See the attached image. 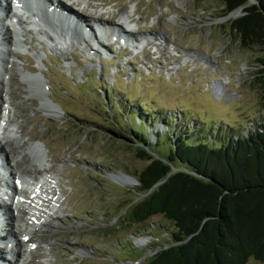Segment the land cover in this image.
Masks as SVG:
<instances>
[{"label": "rangeland", "instance_id": "374dc122", "mask_svg": "<svg viewBox=\"0 0 264 264\" xmlns=\"http://www.w3.org/2000/svg\"><path fill=\"white\" fill-rule=\"evenodd\" d=\"M80 1L89 11L86 16L92 14L112 23H121L123 18L138 28L133 39L143 36L142 32L152 33L150 39L159 45L134 47L125 55L115 46L105 56L97 52L89 59L81 50L83 29L74 30L73 25L74 38L64 41L63 35L62 44L54 40V47L39 40L42 32L19 30L20 39H25L23 44L20 40L21 47L38 54L39 59L25 51L9 58L3 49L10 47V42L3 45L0 41V65L7 59L15 63L10 71L0 67V79L7 77L12 87L9 93L0 86V95L7 102L5 107L11 103L9 107L18 114L11 119V127L23 137L19 143L14 135L8 136L12 156L24 162L19 165L25 172H34L27 147L30 141L43 143L49 167L44 177L51 180H45L34 194L32 209L25 210L19 202L23 212H11L15 216L12 230L19 237L16 217L23 221L20 224L26 226L27 222L32 227L35 222L30 217L48 208L53 181H57L60 205L56 213L60 218L42 233L37 232L40 226L32 232L25 228L40 247L31 256L35 264H144L149 253L167 243L166 234L174 225L160 214L142 223L120 220L136 198L138 182L132 178L150 163L139 156V140L155 142L154 132H159L169 141L177 131L191 134L205 126L210 135L239 134L249 132L251 125L257 127L255 121L264 118L262 82L257 79L264 67L259 61L264 46H246L239 40L230 27L237 12L225 15L222 0ZM85 18L87 24L93 23ZM9 19H0V39L12 36L2 28ZM110 35L105 34L106 41ZM42 58V67H35ZM20 70L42 71L51 101L57 105L56 114L47 115L39 100L26 97L27 85ZM2 112L0 109V117L5 116ZM141 121L145 123L140 125ZM132 125L143 130L141 137ZM121 173L132 178L124 182L113 177L122 178ZM13 231L0 242V264H7L8 254L2 247L9 243ZM134 235L146 236L148 242L139 245ZM14 260L17 262L16 257ZM246 264L262 263L250 259Z\"/></svg>", "mask_w": 264, "mask_h": 264}, {"label": "trees", "instance_id": "16d2710c", "mask_svg": "<svg viewBox=\"0 0 264 264\" xmlns=\"http://www.w3.org/2000/svg\"><path fill=\"white\" fill-rule=\"evenodd\" d=\"M222 2L225 15L245 6L246 14L230 21L239 40L264 46V0ZM259 61L264 66V56ZM258 73L264 100V67ZM255 123L239 134L210 135L205 126L169 141L159 132L155 142L139 140V156L150 163L135 175L136 198L120 220L160 214L174 225L144 264H264V118ZM131 128L141 137L142 129Z\"/></svg>", "mask_w": 264, "mask_h": 264}, {"label": "bare ground", "instance_id": "6f19581e", "mask_svg": "<svg viewBox=\"0 0 264 264\" xmlns=\"http://www.w3.org/2000/svg\"><path fill=\"white\" fill-rule=\"evenodd\" d=\"M27 2L28 3H26V4H27L28 7H31V5L34 4L32 1H27ZM56 3H57L56 6L59 7V9L61 8L59 12L51 13L47 9H44V8L41 9V12H40V15H39L38 18L42 22H44L47 26H51L53 28L58 27V25L56 26V24L54 23L53 18L57 19V20H60L58 18L62 17V15L64 17L68 18L67 17V13L68 12H66V11H69V12H72L73 14H75L76 19H77L78 22H81V21L82 22H86L88 19H86L85 17L89 18L90 20L92 19V20H95V21H100L101 20V21H104V22H110L109 20L101 19V17L92 16V14L91 15L89 14L87 16L86 15L85 16H81L80 12L78 14V11H76L74 8H73V10L68 8L70 6H68L63 0H58V1L56 0ZM50 4H54L53 0H51ZM0 10L4 11V15L6 14L5 16H7V17L10 16L11 11H12V10H8L7 8L2 7V5H0ZM110 23H112V22H110ZM112 24H117V23L113 22ZM5 28H6V31L12 35V36L10 35L11 39L9 37L7 38V41L10 42L11 45H14V46H16L18 48L21 47V41H20L21 39L20 40L16 39V36L18 35L17 32L16 31L14 32V29L10 25H8L6 23L4 25V29ZM121 28H122V30L127 32L124 27H121ZM7 32L6 33L4 32L5 35H7ZM55 33L57 34V37L59 39L63 38L62 32H59L57 30V31H55ZM15 52H16L15 50L7 51L6 52L7 53V57L12 58L13 56H15ZM12 62H13L12 60L7 59L6 63L4 62L2 64L3 66L0 65V67L2 69L4 68L5 71H10L12 69V67H14V65H15V63H12ZM27 70L26 71L20 70L21 77H22V82L25 84L24 86L27 85L26 86V90H27L26 97L27 98H35V99L39 100V102L41 104V107L43 108L44 111L47 112V115L56 114L57 113V105H55L51 101L52 99L50 97L49 88H48L47 84L43 81L42 76L39 73H33V72H29V71L27 72ZM0 73H2L1 69H0ZM25 80H26V82H25ZM0 86H2L3 90H8L9 93L12 91L11 82L10 81L7 82L5 78L0 79ZM0 98H1L0 99V109H1V111L5 112V116L4 117H0V121L1 120H5V121L8 120L10 122L11 119L14 120V118H16V116H18V114L13 112L12 108L4 107L5 101L2 99L1 95H0ZM0 131L2 132L1 134H3V136L0 134V151H1V153L3 154V156L5 158L4 161H6V163L10 166L11 169L13 168V170L10 171L11 176L12 177L14 176V178H18L20 183H26V184L30 183L29 176H32V175H37L38 174V175H40L38 179H42L43 176H41V175L45 174V172L49 169V167H48V165L46 163L47 149H46L45 145L43 143H40V142L30 141L29 146L27 147V149H28V154L30 155L32 161H34V163H35V170H34V172H25L23 167L19 165V163L24 164V162L19 161V160L17 161V160H15L13 158V156H12V152L13 151H11V146L9 145V140L7 139L8 136H11V135L13 136L14 135V137L20 143V142L23 141L22 140L23 137H20L18 130L17 131H10V130H8L6 128L1 127ZM32 151L36 154L35 155V159H33ZM11 163H13V164H11ZM22 191L23 190H21V192ZM14 194L16 196L15 197V202L16 203L13 201V203H15L14 206H10L9 207V206H7L6 204H4L2 202L0 204V207L6 211V215H8L10 217L8 219H9V222L12 224V226H13V220H14L15 216L11 215V212L15 213L16 215H17V212H23V209L20 208L23 205H19V202L21 201V197H20L21 193H20V191H17ZM10 198H12V196H10ZM54 203L57 205L58 202H54ZM49 217H50V220H52V221L47 222V223H40V227L37 229L38 233H42V231L46 227H51V222H53V221H55L57 219L56 216H54L53 214L50 215ZM17 221L18 220H17V217H16L14 224L17 227V229L20 230V232H19L20 235H21L22 232H25V234H22V235H29L28 233H26L27 232L26 229H23V228L18 227L16 225ZM8 231H11V230H7L6 231V235H8ZM13 234H14V231L12 233V237H13ZM31 239H32V237H30L29 241H31ZM148 239L149 238L146 237V236L136 237V240H137L139 245H145V243L148 242ZM19 241H18V243H19ZM20 242H21V245L17 244L18 245L17 248L23 250L24 247L22 245V241H20ZM2 248L4 249L2 251H5V252L8 253V252H10L9 248H11V247L9 246V244H7V245H4ZM24 251H27V250L25 249ZM14 259H15V255H12L11 259H10L11 264H18V259L16 258L17 262H15Z\"/></svg>", "mask_w": 264, "mask_h": 264}, {"label": "water", "instance_id": "95a60500", "mask_svg": "<svg viewBox=\"0 0 264 264\" xmlns=\"http://www.w3.org/2000/svg\"><path fill=\"white\" fill-rule=\"evenodd\" d=\"M251 3L252 4H257V3H254L252 0H251ZM248 6V5H247ZM244 8H245V6H240V7H238L237 9H235L234 11H232V12H230V14H234V12H237L236 14H237V17L238 16H243V15H245L246 14V12L244 11ZM121 175V177L122 178H120L119 176H113L115 179H122L124 182H127L128 180H130L132 177L131 176H127V175H125V174H120ZM135 177H133L132 179H134ZM135 180H136V178H135ZM137 181V180H136ZM135 240H136V238H135ZM149 254H153V253H149Z\"/></svg>", "mask_w": 264, "mask_h": 264}, {"label": "snow or ice", "instance_id": "6c2138e0", "mask_svg": "<svg viewBox=\"0 0 264 264\" xmlns=\"http://www.w3.org/2000/svg\"><path fill=\"white\" fill-rule=\"evenodd\" d=\"M33 247H35V245H33Z\"/></svg>", "mask_w": 264, "mask_h": 264}]
</instances>
